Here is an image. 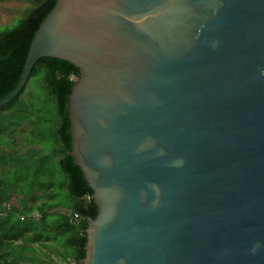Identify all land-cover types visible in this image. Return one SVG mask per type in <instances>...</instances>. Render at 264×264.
<instances>
[{"label": "water", "instance_id": "water-1", "mask_svg": "<svg viewBox=\"0 0 264 264\" xmlns=\"http://www.w3.org/2000/svg\"><path fill=\"white\" fill-rule=\"evenodd\" d=\"M43 58L79 72L82 264H264V0H57L0 108Z\"/></svg>", "mask_w": 264, "mask_h": 264}, {"label": "trees", "instance_id": "trees-1", "mask_svg": "<svg viewBox=\"0 0 264 264\" xmlns=\"http://www.w3.org/2000/svg\"><path fill=\"white\" fill-rule=\"evenodd\" d=\"M28 2L30 6L15 27L0 28V100L19 83L35 34L57 0ZM78 74L65 61L43 58L33 66L21 92L0 108L1 146L12 148V136L19 129L25 132L24 148L10 154L0 150V264H82L85 258L84 232L97 209L93 192L70 155L67 106L72 78ZM61 189L70 198L68 215L48 222L53 211L60 210L56 191ZM8 190L19 194L21 208L29 217L20 220L17 208H4L12 197L3 198ZM33 213L39 218H33ZM73 214L80 219L78 226L69 223ZM66 247L71 249V257Z\"/></svg>", "mask_w": 264, "mask_h": 264}, {"label": "rangeland", "instance_id": "rangeland-1", "mask_svg": "<svg viewBox=\"0 0 264 264\" xmlns=\"http://www.w3.org/2000/svg\"><path fill=\"white\" fill-rule=\"evenodd\" d=\"M30 6L28 0H0V28L1 27H15L19 21V19L23 16L24 11ZM32 85V80L29 82V85ZM29 89V86L28 88ZM24 138H25V132L22 130H18L15 135L12 136L11 141L13 143L12 148L10 146H1L0 145V150H5L6 153L10 154L11 152L20 150L24 148ZM24 151V150H23ZM58 176H61L58 174ZM13 190H8L4 193L3 198H8L9 196L12 195L10 199L4 202L3 206L7 210L10 209V207H15L19 210V213L17 216L23 215V217L27 218L29 217V214L22 209V202L20 200L19 194L17 192L13 193ZM58 194L57 200L60 203V210L58 211H53V214H51L48 218V222L51 221H57L61 214L68 215V205H69V196L67 192L64 189H61L59 191H56ZM18 195V196H17ZM19 197V198H18ZM33 218L38 219L39 214L33 213L32 215ZM30 220L28 218L26 221ZM52 236H54L53 233H51ZM69 234L66 235H59L58 239L62 240L65 237H68ZM65 252L67 253L68 257L72 256L71 249L66 247ZM49 254V255H48ZM48 256H51V252H48ZM47 256V257H48ZM53 260L57 263H59V259L56 257H53ZM73 264V262L71 263Z\"/></svg>", "mask_w": 264, "mask_h": 264}, {"label": "built area", "instance_id": "built-area-1", "mask_svg": "<svg viewBox=\"0 0 264 264\" xmlns=\"http://www.w3.org/2000/svg\"><path fill=\"white\" fill-rule=\"evenodd\" d=\"M18 218H19L20 220H23V219H24L23 215H21V216L19 215ZM69 218H70V219H69V223H70L71 225H73V226H78V225H79L80 219H79V217H78L77 215L73 214V215L70 216Z\"/></svg>", "mask_w": 264, "mask_h": 264}]
</instances>
